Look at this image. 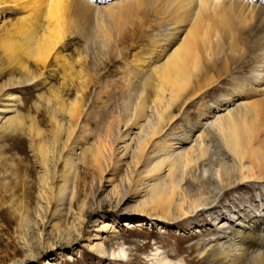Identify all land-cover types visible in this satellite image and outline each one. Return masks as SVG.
I'll return each mask as SVG.
<instances>
[{
  "label": "rangeland",
  "instance_id": "374dc122",
  "mask_svg": "<svg viewBox=\"0 0 264 264\" xmlns=\"http://www.w3.org/2000/svg\"><path fill=\"white\" fill-rule=\"evenodd\" d=\"M1 1L6 3L1 6ZM7 1L0 0V32L2 28L10 30V25H14L23 15L13 5L9 6ZM82 1L93 8L82 2L72 8L71 15L68 14L62 26L65 42L60 51L67 58L78 60V66L74 67L76 81L73 86L66 87V91H61L63 97L73 99L76 93L83 98L73 132L79 146L73 151V172L63 196L61 215L58 216V233L65 239L60 240L56 233L50 232L47 224L50 219L48 207L54 202L52 190L58 184L53 174L61 166L56 159L51 160L49 185L45 188V195L38 199L37 181L43 171L38 166L39 154L32 150L25 127L29 116L36 117L40 121L39 129L43 132L41 140L50 150L53 139L49 133L51 124L48 122L45 103L39 102L37 98L41 95L51 98L53 92L60 91L62 79L59 74L43 71L45 83L38 82L35 85L31 81L19 85L13 91H17L21 103L16 106L25 124L21 132L0 133V164L13 162V169L17 172L14 177L0 169V264H155L151 257L157 250L167 264L169 261L170 264H200L197 258L200 250L208 243L213 245L218 240H227L222 236L211 242L217 237L214 235L219 233V226L221 229L234 227L244 212L251 211L255 215L264 213V181L252 182L222 193L219 208L210 210L214 215L209 216L204 211L200 213L199 219L192 220L188 225L182 221L164 223L135 213L145 197L143 194L132 195L133 180L139 176L141 180L148 169L157 163V159L144 160L142 152L137 153L140 134L136 129H132L131 138L135 141L125 156L120 152L122 144L118 143V138L124 134L139 105H144L148 110V120L143 123L144 126L155 122L156 113L153 109L157 105L156 82L151 72L154 66L164 62L171 50L170 46L165 53L160 54L166 48L165 44L171 41L167 33L169 23L158 19L162 7L160 3L164 8L168 4L163 3L166 0ZM253 1L263 3L264 0ZM72 13L76 15L72 16ZM1 21H4V25H1ZM247 24L234 32L235 38L227 36L223 42L224 48L217 50L212 58L213 65L199 60L198 70L192 72V59L188 56L184 71L175 73L172 78L174 85L167 88L166 101L164 99L161 104L169 108L164 113L163 126L172 141L182 139L188 130L193 141L208 129L219 145L214 146V142L208 140H205V144H210L208 147L211 146L212 151L215 147H222L225 155L223 160L227 165L224 168L228 169L224 170L235 176L252 172L264 175V169L251 165L264 163V98L243 97L231 103L230 117L238 131L236 154L225 145L214 118L225 116L226 112L219 110L213 113L211 106H220L228 94H243L249 88V82L245 83V89L238 85L247 79L252 57L251 45L256 36L264 32V24L257 17ZM229 38L237 41L232 42ZM153 44L160 45L154 50ZM53 66L55 63L50 60L47 68L50 70ZM7 82L6 75L0 76V84ZM239 100H248L246 104L251 114L245 119L239 112L241 107L235 105ZM36 106L39 107L38 111ZM202 114L205 116H200ZM39 142L36 139L35 144ZM190 144L181 145L186 148ZM85 147L91 148L92 159L90 156L83 161L81 151ZM204 159L201 164L207 163L208 159ZM238 161L250 168L240 170ZM221 166L218 165L215 170H220ZM180 169L177 168L176 174L182 179L181 187L190 191V194H198L201 189L196 176L198 168L193 165L187 168L184 175ZM161 175L162 181L166 182L167 174L163 172ZM24 190L31 191L26 218L21 215L23 204L25 206L21 201ZM18 206L21 208L19 212L15 211ZM213 219H216L217 225ZM106 224L110 225L111 232L102 231L101 226ZM99 243H103L107 252L105 256L91 249L92 245ZM120 250L121 258L114 257L113 254L117 255Z\"/></svg>",
  "mask_w": 264,
  "mask_h": 264
},
{
  "label": "bare ground",
  "instance_id": "6f19581e",
  "mask_svg": "<svg viewBox=\"0 0 264 264\" xmlns=\"http://www.w3.org/2000/svg\"><path fill=\"white\" fill-rule=\"evenodd\" d=\"M7 2L9 6L13 5L15 9L21 11L23 15L16 20L14 25H10V30L2 28L0 32V76L6 75L8 77L7 83L0 84V133H20L22 127L25 126L22 116L16 107L21 104L17 91L13 92L16 87L25 83L29 84L31 81L35 85L38 82L45 83V71H49L52 75L59 74L62 79L60 91L53 92L51 98H45L42 95L37 98L39 102L45 103L47 116L49 117L48 122L51 124L49 133L53 139L50 150L46 147V143L41 140L43 132L39 129L40 125L38 124H40V121L36 117L29 116L25 127L27 128L29 141L31 140L32 150H36L35 154H39L37 155V162L39 168L43 171V175L37 181L36 197L38 199L45 195V188L49 185L48 175L51 169V160L56 159L61 166L59 171L56 169L55 172L53 171L55 173L53 174L55 175L54 178L58 184L52 190L51 198L54 201V208L53 205L48 207L50 209V219L47 224L50 232L56 233L59 239L62 240L65 238L59 234L58 216L61 215L63 196L68 179L73 172V151L79 146V142L76 140L73 132H75L74 128L77 123V117L80 115V110L83 106V98L76 93L73 99L67 100L63 97L66 87L73 86V83L76 81L77 74L74 67L78 66V60H71L60 52L65 42L62 26L66 22L67 19L65 18L68 17V14L71 15L70 12L75 5H80L79 3L82 2L83 5L89 8H93V6L82 0H9ZM5 3L1 1V6ZM163 3H167L168 6L165 5L166 8H164L162 3H160V7H162L158 13V19L160 18L166 24L169 23L167 33H169L168 36L171 41L165 44L166 48L160 51V54L165 53L166 49H169L170 46L171 50L165 56L164 62L158 66H154L151 72V77L156 82L155 103L158 106L156 105L155 109H153L156 113V119L153 124L144 126L143 123L148 120V110L144 105H139L124 134L120 136L121 138H118V143L122 144L119 148H121L120 152H122V156H125L129 147L135 141L131 138L132 129H136L138 135L140 134L139 141L137 142V153L139 151L142 152L141 157L144 160L157 159V163L148 169L145 176L141 177V180H139L140 176L133 180L131 187L132 195L141 196L143 194L145 197L144 201L137 206L135 213L140 216L163 221L164 223L173 224L182 221V223L185 222L188 225L192 220H197L200 213L204 211L209 216L214 215L210 210L215 209L216 211V208H219L220 195L222 193L239 186H246L252 182H263L264 175H256L257 173L254 174L252 172V174L247 173L245 175L241 173L235 176L232 173L226 172L225 170L228 169L224 168L227 165L223 160L225 155L222 147H215V150L212 151L210 149L211 146L208 147L210 144H205V140H208L210 143L214 142V146L219 145V142L212 135L213 133L208 129H205V133L201 132L197 136V139L193 141L190 140L191 135L189 130L184 136L182 135L183 138L179 141H172V138L168 137L169 134L166 133L163 126L164 113L169 109L167 105L163 104L161 106L163 100L165 99L166 101L165 92L168 87H173L174 82L172 78L175 73L184 71L185 61L188 56L192 59L190 69L192 72L197 71L199 60L205 61L208 64L211 63L213 56L216 55V51L224 48L223 42L227 36L231 37L235 35L236 33L234 34V32L236 30H241L239 27L248 26V24H245L250 23L256 17L264 24V1L263 3H257L261 4L260 6L256 5L253 0H166ZM74 14L72 13V16ZM4 21H1V25H4ZM229 39L231 40L232 38ZM233 40L231 41H237ZM159 41L161 40L159 39ZM231 41H229V44ZM159 45L153 44L151 46L155 50L158 49ZM229 48L231 49L232 47L229 46ZM250 56L252 57H250V68L246 73L247 79L238 85L239 88L245 89V83L249 82L248 90L243 94H228L222 104L220 103V106H211L212 112L222 110L227 114L225 116L217 114L218 116L214 117L213 115L212 117L215 118L217 128L223 137L225 145L234 154H236L238 143H235L238 131L232 117H230L232 113V108H230L231 103L234 104L238 98L243 97L252 99L253 96H259L264 98V32L262 34L260 32V35H257L255 40H253ZM50 60H53L55 66L49 70L47 67H49ZM32 67H34V70H32ZM62 90L63 92H61ZM247 101L235 103L237 107H241L239 112L244 119L251 114L248 110V104H246L248 103ZM38 106H36V111H38ZM50 106H52V109H50ZM200 116L204 117L205 114ZM36 139L40 140L38 144H35ZM181 142L191 144L186 148H182ZM91 154V148L85 147L81 151L82 160H87ZM205 157L208 159L207 163L201 164V161ZM220 164L222 168L215 170ZM238 164L240 170H248L250 168L244 165L243 162L239 163L238 161ZM193 165L198 168L196 176L201 187L199 193L196 195L190 194V191L187 192L181 187L182 179L178 178L176 174L178 167H181L184 175L188 170L187 168ZM251 165L258 169H264V163ZM0 167L4 172L16 177L17 172L16 169H13L15 167L13 162L0 164ZM163 172L167 174L166 182L160 178ZM249 188L252 189L251 186ZM30 194L31 191L24 190L21 199L25 203V206L23 204L21 215L25 218L29 210L27 200L30 198ZM15 211H21L20 206ZM225 214H227V211ZM241 216L242 219L236 221V225L232 228L228 225L229 228L222 227L221 229V226L218 227L219 233L214 235L217 237L213 238L211 242L222 236L226 237L227 240L225 242L218 240L213 245L208 243V246L200 250L197 254L200 264H264V213L255 215L250 211L241 213ZM213 220H215L214 223L217 225L216 219ZM110 228V225L107 224L101 226L102 231L105 232H111ZM76 234H78V237L80 236L79 233L76 232ZM66 241L70 242V240ZM50 247L53 248V246ZM91 249L101 256H105L107 253L103 247V243L94 244L91 246ZM121 252L122 250L117 255L113 254V256L121 258ZM151 259L155 264L168 263L160 257L158 250L157 253L152 254Z\"/></svg>",
  "mask_w": 264,
  "mask_h": 264
}]
</instances>
